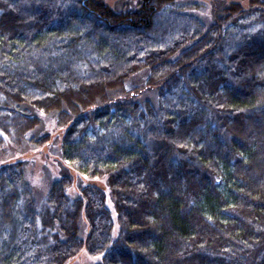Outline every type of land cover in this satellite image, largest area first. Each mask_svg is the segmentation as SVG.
<instances>
[{"label": "trees", "instance_id": "obj_1", "mask_svg": "<svg viewBox=\"0 0 264 264\" xmlns=\"http://www.w3.org/2000/svg\"><path fill=\"white\" fill-rule=\"evenodd\" d=\"M247 2L206 24L177 0H0V264H264V0ZM45 155L38 204L26 162Z\"/></svg>", "mask_w": 264, "mask_h": 264}, {"label": "rangeland", "instance_id": "obj_2", "mask_svg": "<svg viewBox=\"0 0 264 264\" xmlns=\"http://www.w3.org/2000/svg\"><path fill=\"white\" fill-rule=\"evenodd\" d=\"M180 3L188 4L189 7L187 8L188 11L202 19L206 24L212 21L214 11H221L224 7L228 6L231 2H240L244 8H248L247 0H177ZM105 2L110 5L114 10L121 11L124 9H135L139 6L141 0H105ZM145 75L139 74L134 80V84L139 86L140 91L138 94V98H149L151 100L156 99V92L154 90H148L143 87ZM146 92H145V91ZM54 115H50L48 117H44V124L45 127L43 131L50 130L52 132V143L51 149L49 150L50 154L57 153L58 154V144H59V137L57 135ZM42 131V132H43ZM54 133V134H53ZM6 148V155L3 157V160L10 157L20 156L21 153L25 152L27 148L18 149L13 147L11 144H7ZM1 155V153H0ZM46 160H39L40 158L33 156L30 161L26 162V180L32 187L34 197L38 204L43 201V198L46 196L50 184L59 177V172L57 170V165L59 163L55 159H52L50 156L44 157ZM1 160V159H0ZM53 164V165H52ZM58 172V174H56ZM83 184V181H81ZM117 234V230L114 229L113 235L114 237ZM92 259L87 256L86 253H82L73 262L69 264H89Z\"/></svg>", "mask_w": 264, "mask_h": 264}]
</instances>
